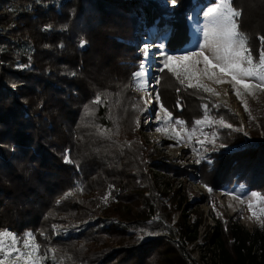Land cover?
Instances as JSON below:
<instances>
[{"label":"trees","instance_id":"obj_1","mask_svg":"<svg viewBox=\"0 0 264 264\" xmlns=\"http://www.w3.org/2000/svg\"><path fill=\"white\" fill-rule=\"evenodd\" d=\"M205 1L177 0L169 10L158 0H0V228L39 243L44 218L59 206L76 227L51 240L58 254L45 264H199L182 241L195 233L180 228L177 238L158 202L143 144L127 125L123 77L136 25L169 27L167 46L178 51L189 39L186 11ZM241 11L258 57L264 31L248 33ZM184 91L169 101L190 126L198 111L191 100L204 95ZM98 94L103 102L93 104ZM263 138L239 134L201 164V174L220 190L241 185L264 194ZM209 241L202 264H264V232L218 225Z\"/></svg>","mask_w":264,"mask_h":264},{"label":"rangeland","instance_id":"obj_2","mask_svg":"<svg viewBox=\"0 0 264 264\" xmlns=\"http://www.w3.org/2000/svg\"><path fill=\"white\" fill-rule=\"evenodd\" d=\"M215 2L216 0H206L202 4L193 2L192 7L186 11L184 19L189 39L178 51L170 50L167 46L170 37L169 27L154 26L145 32L136 25L128 34L133 46V54L127 56L129 61L124 64L126 74L123 77L125 103L130 110L126 118L127 125H132L128 127H131L134 136L143 144L145 164L148 173L151 174L158 202L170 212V226L173 227L177 238L180 228L183 230L188 228L189 235L195 233V241L189 242L186 237H183L182 241H184L188 259L199 264H202L200 255L211 250L210 236L213 235L218 225L223 231L238 226L249 233L264 232V225L252 217L248 208V204L252 203L255 206L253 210L259 214L258 209L264 207V203L255 199L252 193L262 197L264 194L248 191L241 185L220 190L211 187L208 179L201 174V164L206 163L214 151L224 149L220 147L221 144L225 146L232 144L239 134L245 137L264 136V90H258L254 95H249L241 89L242 98L238 99L229 83L216 84L212 80L203 78L204 84L219 93V95H212L181 85L166 69L161 71L165 58L160 54L162 51L166 54L178 55L185 50L193 49L197 40L202 38V27L208 22L204 13L209 7L214 6ZM237 2L238 7L244 11L247 32L253 36L261 34V31H264V0H237ZM158 4L169 10L173 7L171 0H158ZM146 43L151 47V54L147 58L141 53V48ZM161 44L164 46L162 49L158 47ZM142 62L144 63L143 69L139 67ZM141 70L145 72V75L139 80L134 79L133 73ZM186 88L190 90L188 92L190 99L195 97L197 92L204 95L202 99L191 100L190 105L193 106L191 109L198 108V111L190 126L186 125L183 117L175 114L174 103L169 101V97L176 98L178 90L182 96ZM157 94L160 96V102L172 114V120L168 124L163 122V113L160 112V105L156 101ZM242 100L247 101L251 116L245 111ZM204 105H208L207 112L211 119L223 118L233 127L225 128L218 124L196 126L195 121L202 119L205 114ZM158 115L161 117L159 121L157 120ZM175 119L184 121V128L189 131L196 129L190 140L184 136L178 142L170 135L157 131V128L163 127H168L169 132L173 127L181 131V127L174 124ZM213 132L217 134L214 144L197 142L198 140L203 141L205 134L208 139H211ZM83 192L84 190L77 194L73 192V194L81 200L84 197ZM60 212L59 206L52 209L48 217L44 218L46 219L44 226L38 230L40 233L38 234L42 237L43 233L48 230L49 241H43L42 237L39 241L40 250L43 252L40 254L45 258L57 257L58 253L55 255L54 252H58V249L54 246L50 247V242L58 236V232H66L76 227V225L69 227L68 224L71 223L66 222L63 219L66 216H60ZM0 230L9 229L0 228ZM49 249H53L54 252H49ZM45 258L41 264H45Z\"/></svg>","mask_w":264,"mask_h":264},{"label":"snow or ice","instance_id":"obj_3","mask_svg":"<svg viewBox=\"0 0 264 264\" xmlns=\"http://www.w3.org/2000/svg\"><path fill=\"white\" fill-rule=\"evenodd\" d=\"M171 3L175 6L177 0H171ZM233 5L234 0H216L214 6L209 7L204 13L208 22L202 27V38L197 40L193 49L185 50L178 55L166 54L162 51L160 54L165 58L163 60L164 67L161 68V71L166 69L181 85L212 95H219V93L204 84L203 78L212 80L216 84L229 83L238 99L242 98L241 89L249 95H254L258 90H264V35L257 37L261 47L258 57L254 56L251 37L241 29L242 11ZM198 31L200 30L198 29ZM84 43L82 41L81 46ZM158 47L162 49L164 46L161 44ZM141 53L145 58L149 57L151 54L150 45L144 44ZM200 65L202 67H199ZM139 67L143 69L144 63L142 62ZM144 75V71H136L133 73V78L139 80ZM157 82L159 83V81ZM156 101L160 105V112L163 113V122L168 124L172 120V114L160 102L159 94L156 95ZM102 102V98L98 94L92 103L100 104ZM242 103L245 111L251 116L247 101L242 100ZM203 107L205 114L202 119L195 121L196 126L218 124L225 128L233 127L223 118L211 119L207 112L208 105ZM213 107L217 106L213 105ZM86 112L89 115L92 114L90 111L86 110ZM157 120H161L159 115ZM174 124L180 126L181 131H177L175 127L171 129V132H169L168 127L157 128V131L170 135L178 142L184 136L190 140L196 131L195 128L190 131L185 129L184 121L180 119H175ZM97 131L101 135H107L109 130L97 129ZM216 139L217 134L213 132L211 139H208L207 134H205V139L197 142L214 144ZM220 147H225V145L221 144ZM65 163H72L67 153L65 154ZM252 196L264 203V197L258 196L256 193H252ZM103 199L107 201L108 197L105 196ZM241 202L243 203V201ZM254 207L252 203L248 204L252 217L264 225V219H262L264 218V207H259V214L253 210ZM40 248V244L36 242L32 233L18 237L10 230H0V264H41L45 257L40 254ZM48 251L54 252L53 249Z\"/></svg>","mask_w":264,"mask_h":264}]
</instances>
